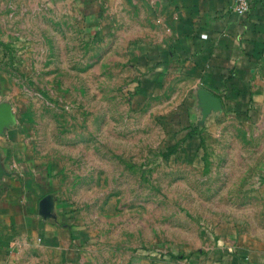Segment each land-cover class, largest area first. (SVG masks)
Segmentation results:
<instances>
[{"label":"rangeland","instance_id":"1","mask_svg":"<svg viewBox=\"0 0 264 264\" xmlns=\"http://www.w3.org/2000/svg\"><path fill=\"white\" fill-rule=\"evenodd\" d=\"M155 17L152 0H0L8 141L80 234L17 264H264V111L203 119Z\"/></svg>","mask_w":264,"mask_h":264},{"label":"crops","instance_id":"2","mask_svg":"<svg viewBox=\"0 0 264 264\" xmlns=\"http://www.w3.org/2000/svg\"><path fill=\"white\" fill-rule=\"evenodd\" d=\"M234 3L152 0L155 18L168 22L171 36L181 38L179 45L201 89L223 105L226 94L241 99L239 89L256 112L264 111V0H251L244 17L235 14ZM227 85L234 89L227 91ZM10 137L8 129L0 134V264H17L34 247L64 250L80 235L54 197L50 173L15 157Z\"/></svg>","mask_w":264,"mask_h":264},{"label":"water","instance_id":"3","mask_svg":"<svg viewBox=\"0 0 264 264\" xmlns=\"http://www.w3.org/2000/svg\"><path fill=\"white\" fill-rule=\"evenodd\" d=\"M200 98L202 100V116L203 119H206L207 116L214 110H220L223 107L222 100L207 92L204 89L199 90ZM16 121V117L13 113V109L10 103L2 102L0 103V134H3L11 124H14ZM4 172V170L0 166V175Z\"/></svg>","mask_w":264,"mask_h":264},{"label":"trees","instance_id":"4","mask_svg":"<svg viewBox=\"0 0 264 264\" xmlns=\"http://www.w3.org/2000/svg\"><path fill=\"white\" fill-rule=\"evenodd\" d=\"M228 87H225V89H234L232 88V85H227ZM231 90V91H232ZM238 97L241 96V99H235L232 100V98H236V96L232 93L229 95H225V98L223 99L224 106H228L229 103H233V109L232 111L236 113L238 116L248 118L252 114V110H255L252 106V100L248 98V96H245L244 93H240L241 90L237 89ZM223 97V96H222Z\"/></svg>","mask_w":264,"mask_h":264},{"label":"built area","instance_id":"5","mask_svg":"<svg viewBox=\"0 0 264 264\" xmlns=\"http://www.w3.org/2000/svg\"><path fill=\"white\" fill-rule=\"evenodd\" d=\"M233 11L240 17H244L251 11V0H235Z\"/></svg>","mask_w":264,"mask_h":264}]
</instances>
